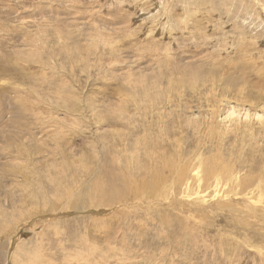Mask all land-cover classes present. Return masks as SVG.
<instances>
[{
	"label": "rangeland",
	"instance_id": "obj_1",
	"mask_svg": "<svg viewBox=\"0 0 264 264\" xmlns=\"http://www.w3.org/2000/svg\"><path fill=\"white\" fill-rule=\"evenodd\" d=\"M167 47L175 66L188 59L215 67L196 88L167 78L155 84L159 96L145 98L140 90L151 78L127 74L149 76L144 70L156 68ZM262 85L264 0H0V264L8 262L5 233L19 242L9 264H82V255L95 264H264V196L231 191V183L217 197L206 182L193 178L185 189L186 176L165 172L169 202L159 192L101 214L87 198L89 172L111 164L112 150L125 154V143L110 148L121 133L140 149L148 141L138 159L152 172L154 137L142 138L144 118L165 122L176 167L187 175L193 148L207 154L217 144L207 133L210 115L227 101L243 102L248 117L211 132L236 174H252L264 155V109L253 117ZM54 202L78 207L24 221Z\"/></svg>",
	"mask_w": 264,
	"mask_h": 264
},
{
	"label": "bare ground",
	"instance_id": "obj_2",
	"mask_svg": "<svg viewBox=\"0 0 264 264\" xmlns=\"http://www.w3.org/2000/svg\"><path fill=\"white\" fill-rule=\"evenodd\" d=\"M166 13H167V11H166ZM169 19H171V18H169ZM165 24L168 25V20L165 21ZM131 53L133 56H136V54H138V53H135V51H133V50H131ZM161 54L162 53L149 52V56L157 55L159 57V56H161ZM171 55L172 54H171L169 47L165 48V53L162 54V56L164 57L163 58L164 60L162 62L157 60V62H155V64H157L156 68H151V66H150L149 68H146L144 70L146 72L150 71L149 76L144 75V74L140 75L141 73L139 74L137 72H131V73L127 74V77H129V78L130 77H132V78L133 77H139L143 81H145L148 78H151L150 80H152V81H150V84L144 86L140 90V93L145 94L143 97L149 98V97L154 96V94L156 96H159V94L155 88L158 86L155 84H158L160 82H164L165 79H167V78H168V82L172 81L173 78L178 79V81L176 82V84H178V85L182 81L186 80L187 81V89H193L194 87L196 88L197 84H199L200 82H202V84H203L204 82L207 81L208 75H211L210 69L215 67L214 63L216 62V60H214L212 62L202 61V63L198 64L196 62L192 63V60H188V59H187V65L175 66L173 61H172V60H174V59H172V57L174 58V56L173 55L171 56ZM154 60H156V59H154ZM134 62L137 63L138 60H135ZM204 66H208V68L206 69V67H204ZM123 78L127 80V78H125V77H123ZM242 81H244V80H242ZM133 83H136V82H133ZM258 84H259V82H258ZM262 87H264V86L262 85ZM260 90L264 91L263 88L262 89L260 88ZM152 92H153V94H152ZM248 96H250V95H248ZM245 97H246V95H245ZM239 98H240V96H239ZM226 100H228V99H226ZM234 101L237 102L236 100H234ZM235 102L231 103L230 101H227L226 102L227 106H226L225 110L220 111L218 108L213 110V113L210 116L212 118H215V119L211 121V124L209 125V127L207 129V133H209L210 137H212L213 139L216 140L217 144L215 145L213 150L204 152L207 154H203L200 151V149L198 150V147L195 144L196 147L193 148L195 150H193V152H191L192 155L188 154L187 175L183 174L176 167L174 152H173L171 145H170V133H169V130H168L165 122L161 118L150 117V118H144L142 120V122H143L142 126L144 124H145V126H149L151 123H155V125L161 124L165 129L164 132L158 133V132L153 131V129L147 128L145 126L142 127L143 128V137L142 138H144L147 131H150L152 137H154V139L150 143V150H149L150 155L148 157L150 159L149 160L150 168H152V172L149 175H147L148 171L145 169V167H142L143 164H141V161L138 159V158L142 157L141 154L138 155L139 152H143L144 156H145L148 145H149L148 141L145 139L144 146L142 149H140L138 146L140 145L141 141L136 139L132 142V144L128 143L125 133H121L120 135H118V140H114V138H112L111 140L112 141L114 140V141L113 142L110 141V148L125 143L123 148H122L123 151L125 152V154L122 156L114 155L113 150H112L110 152V154H108V157L111 160V164L107 165V162L105 161L103 164V168H99L94 173L92 171L89 172L92 174V180L89 178L91 180V181L89 180L91 182L90 186H89V187H91V189L89 191H87V198L90 202L89 206L93 207L94 209H97L102 214V212L105 211V208H107L109 210H114L115 207L117 206V208L120 207L121 209H123L124 207H129V206L134 205V203H132L133 200L136 201L137 199H142V196L147 197V196L155 195L159 192H162L164 194L162 200L168 201L169 195L173 192V190L169 189L170 186L173 184V182H168L166 179L163 178L165 172H168L169 174L172 172H176L178 178L181 176H186L187 182H186L185 177H182L181 182H179L180 185L185 186V189H187V184H188L189 180L196 178L198 181H202V183L206 182L205 183L206 188L213 186L212 196L220 197L222 194L227 193V191H225L223 189V187L226 184L231 183L232 184V186L230 188L231 191H236L237 193H244L246 195L258 194V198L260 199L261 196H264V155H263V157L261 156L259 158V161H257L255 166H251L249 172L252 171V174L247 175L248 174L247 173L245 175L246 177H243V176L239 177L236 174V172L239 169V166L234 164L230 159L229 160L227 159L228 160L227 161L224 158V154H223L224 148H221L223 140L219 137V134L211 132V129H213L214 131H217L218 126H221L220 125L221 123H222V127L224 125L227 126L224 122H229V123H231V125H233V124L237 125L236 123L238 122V120L241 119V116L248 117L249 110L246 111V109L243 108L244 103L242 102L243 104L242 103L240 104L238 102V105H236ZM257 103L258 102H256L255 104H257ZM249 104H254V103L249 102ZM261 105L262 106H261L260 110L255 109V105H254V109H253L254 116L253 117L257 116L258 118H260L262 116L261 113H262V110L264 109V100H262ZM238 106H240V108ZM219 118H220V122H216L215 120L219 119ZM120 119H123V117H120ZM261 121H263V120H261ZM215 124H217V126H215ZM233 128H235V127H233ZM249 129L250 128H248L247 130H249ZM192 133H193V131H192ZM119 140H121V141H119ZM239 140H241V139H239ZM234 165L236 167H234ZM195 168H197V169H195ZM193 169H195L194 176H192V174H191ZM251 175L252 176L255 175V177H252ZM73 179H75V178H73ZM56 184L58 186H61V184L58 181H56ZM60 189L61 188L59 187L57 189V191H59ZM70 189L71 188L69 186L64 187L63 192L59 195L66 196L70 192ZM188 191H189V189H188ZM200 193H202V192L200 191V192H197L196 194L200 195ZM200 196H204V195H200ZM168 202L166 204H168ZM63 206L66 208H69V209L71 208V210L73 209V207L74 208L78 207L75 203H71V205H60L59 203L54 202L50 206L48 205L47 209L36 210V212L31 213L26 218H24L25 220L24 219L23 220L24 221H26V219L29 220V219L33 218L34 216L36 217L37 215H41L43 213L45 214V213L58 212L61 209L63 210ZM108 206H109V208H108ZM82 208L84 210V207H82ZM65 209H64V211H66ZM99 216H101V215H98V218H99ZM105 216H106V214H105ZM162 223L166 224L165 222H162ZM164 224H163V226H165ZM4 238L8 239V241L6 240L7 244L5 243L6 246H5V255L4 256L7 257L6 254H8V257L6 260L8 261L7 264H9L12 261V259L14 258L13 254L15 253V251L17 249V245L19 242L16 243L18 238L15 235L10 236V235L5 233ZM8 243H11L12 245L16 243L15 247L13 248L11 253L7 249ZM164 249H166V248H164ZM81 258H82V260H81L82 264H95L92 261L93 260L92 258L90 261L84 255H82ZM81 261H79V262H81ZM104 263H105V261H104ZM96 264H99V263H96ZM106 264H108V263H106Z\"/></svg>",
	"mask_w": 264,
	"mask_h": 264
}]
</instances>
